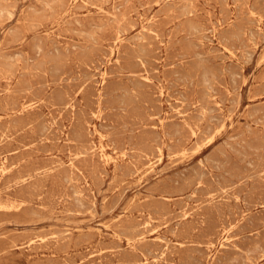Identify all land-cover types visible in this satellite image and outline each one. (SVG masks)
Wrapping results in <instances>:
<instances>
[{"label": "rangeland", "instance_id": "1", "mask_svg": "<svg viewBox=\"0 0 264 264\" xmlns=\"http://www.w3.org/2000/svg\"><path fill=\"white\" fill-rule=\"evenodd\" d=\"M0 264H264V0H0Z\"/></svg>", "mask_w": 264, "mask_h": 264}]
</instances>
